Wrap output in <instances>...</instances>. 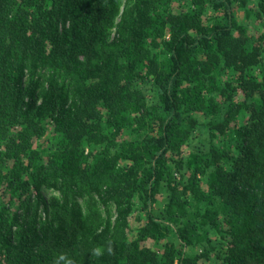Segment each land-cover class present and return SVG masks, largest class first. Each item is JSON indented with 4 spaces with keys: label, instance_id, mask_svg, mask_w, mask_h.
I'll list each match as a JSON object with an SVG mask.
<instances>
[{
    "label": "trees",
    "instance_id": "obj_1",
    "mask_svg": "<svg viewBox=\"0 0 264 264\" xmlns=\"http://www.w3.org/2000/svg\"><path fill=\"white\" fill-rule=\"evenodd\" d=\"M122 1L0 0V186L26 195L0 211V264H53L60 253L74 264H200L209 252L221 264H264V32L252 37L234 8L249 0H128L121 12ZM181 1L191 7L174 11ZM208 6L218 14L206 24ZM248 11L263 19L264 0ZM192 112L224 141L191 154L188 184L158 216L169 153L199 126ZM47 121L59 147L38 164L33 139ZM124 129L134 138L119 142ZM8 159L18 171H5ZM44 186L60 193L51 204ZM86 195L98 203L89 210ZM137 203L146 220L133 234ZM169 230L179 246L164 243ZM203 243L210 250H187Z\"/></svg>",
    "mask_w": 264,
    "mask_h": 264
},
{
    "label": "rangeland",
    "instance_id": "obj_2",
    "mask_svg": "<svg viewBox=\"0 0 264 264\" xmlns=\"http://www.w3.org/2000/svg\"><path fill=\"white\" fill-rule=\"evenodd\" d=\"M128 0L122 1L121 6V12L124 10L126 3ZM256 6V0H249L247 5L245 7L240 6L239 1L235 3V13L236 17L238 19V22L240 24H243L247 27L248 33L252 37H259L261 33L264 32V26L262 25L263 19H258L254 13H248V10H255ZM172 9L174 11L180 12L181 10L188 9L191 7V4L187 1H181V2H175L172 3ZM218 12L213 9V7L208 6L205 13H204V22L206 24L210 23L215 15H217ZM119 19V18H118ZM117 19V21H118ZM229 75H231L229 73ZM229 77V76H228ZM235 76H233L234 80ZM230 79L227 78V76H223L222 82H228ZM231 85L234 90L229 89L230 94L232 96H235L234 100H243L244 96H242V93L237 89V82L236 80L231 82ZM223 87L227 88L225 84H222ZM141 89L144 90L145 94H147V103L148 105H156L157 104V97L154 92V88L152 83H142L140 85ZM223 91H219L216 95V99L221 102L222 106L224 103L227 102V99L229 98L227 95H223ZM192 116L196 117L199 120V126L196 128L194 135L191 136L190 140L187 142H184L181 145V148L179 151H173L169 153L170 158V169H172L173 176L171 179L166 178L167 181H164L162 188L157 194L156 201L153 204V211L158 216L162 215L163 212H165V209L167 207V204L169 202V198L173 191L181 192L183 191L184 184H188L187 179L189 178L190 169L187 166V160L191 156L192 153L208 149L213 140L220 139L221 142L224 141V137L219 135L218 138H212V132L207 126V122L209 119L204 118L197 112H192ZM227 117L226 111L224 108H222L221 113L219 116L223 115ZM46 129L42 136L38 138L33 139V149L38 151L39 158L36 161L38 164H47L50 154L55 151L59 147V140L57 138V131L55 128V124L52 121H47L45 125ZM155 128V125H154ZM152 130V128H150ZM149 128H147V132H150ZM17 129H11L10 135L14 133V131ZM131 138H134V135L128 131V129L122 130L118 135V141H126ZM7 143H9V139L0 140V150L4 151L6 149ZM88 151V149H87ZM36 160V159H35ZM35 160L33 161V155L30 154L29 156H25L23 158V162L25 164H28L32 167V164L34 166ZM30 167V168H31ZM18 171V167L15 164V159H8L7 160V167L5 169L6 172H16ZM25 177V175H23ZM171 180V182H169ZM202 186H206V182L203 179ZM43 193L46 196V199L51 204V199L56 196L59 197L60 193L52 188H49L48 186L43 187ZM190 195V193H188ZM26 198L25 191H21L20 193H15L13 190H11L10 185L8 183H4L0 186V211L2 210V206L6 205L10 210H19V208L22 206V203L24 202ZM95 198L90 197V195H86L84 198H82L81 204L85 208V210H89L91 204H95V206L98 204L97 199L96 202L94 201ZM142 203H137V206L132 211L131 217H130V229L133 232V234H137L139 228L141 225L145 224L146 215L145 212L142 211ZM101 207V206H100ZM102 209V207H101ZM114 209V208H112ZM50 211L52 212V206L50 208ZM42 218L45 217L44 213L41 212ZM172 240L176 243V246H179V241L177 237H175L173 230H169L165 239L164 243L167 241ZM161 247V246H160ZM204 249L210 250L208 248V245L206 243H203L201 245H194L187 247V250L193 254H200L204 251ZM209 256V257H208ZM207 257H203L200 260V264H221V261H219L218 257L214 255V252H209Z\"/></svg>",
    "mask_w": 264,
    "mask_h": 264
},
{
    "label": "clouds",
    "instance_id": "obj_3",
    "mask_svg": "<svg viewBox=\"0 0 264 264\" xmlns=\"http://www.w3.org/2000/svg\"><path fill=\"white\" fill-rule=\"evenodd\" d=\"M104 251L105 249L103 247L98 246L92 249L91 255L94 257H99L104 255ZM107 252L108 254L113 253V246L111 241H109L107 244ZM53 264H74V261L69 258L66 253H60L53 261Z\"/></svg>",
    "mask_w": 264,
    "mask_h": 264
}]
</instances>
